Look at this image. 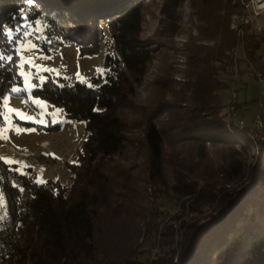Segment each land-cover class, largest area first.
<instances>
[{"label":"trees","instance_id":"trees-1","mask_svg":"<svg viewBox=\"0 0 264 264\" xmlns=\"http://www.w3.org/2000/svg\"><path fill=\"white\" fill-rule=\"evenodd\" d=\"M140 3L0 0V126L3 99L12 85L22 82L16 41L8 30L25 16L47 21L51 44L59 33L86 53H95V47L61 18L67 14L76 24L89 21L88 27L100 18L108 33L96 26L94 30L112 46L104 57L103 75L91 76L89 84L46 78L32 88L34 95L60 106L66 117L83 120L84 136L75 161L67 162L69 186L51 178L39 182L30 168L19 172L0 158L7 211L0 226V264H264V144L248 160L245 142L226 120L218 92L224 84L220 75L234 64L236 34L230 16L242 12L236 1L193 0L198 35L181 48L182 79L168 84L176 103L159 101L136 120L147 153L146 177L155 194L185 198L187 208L183 205L182 212L162 220L157 199L147 217L134 201L137 189L127 170H104L102 157L120 154L129 141L130 122L118 109L129 103L150 59L149 49L138 41ZM244 29L246 57L264 70L259 51L264 35L248 25ZM46 42L41 44L45 49ZM163 113L168 116L161 122ZM166 159L172 167L170 185ZM244 176L240 188L218 185ZM200 178L204 186L197 189ZM203 207L210 209L197 215ZM186 209L190 215L182 217ZM160 224L158 249L150 258L149 246L155 243L150 230Z\"/></svg>","mask_w":264,"mask_h":264},{"label":"rangeland","instance_id":"rangeland-1","mask_svg":"<svg viewBox=\"0 0 264 264\" xmlns=\"http://www.w3.org/2000/svg\"><path fill=\"white\" fill-rule=\"evenodd\" d=\"M140 12L142 20L138 41L143 48L149 49L150 59L142 80L136 85L134 94L129 98V103L118 109L126 121L130 122L126 132L129 141L126 142L120 154L110 158L102 157L103 159L100 161L105 163L104 170H108V172H111L112 169L116 171V168L126 169L131 178V185H135L137 189L134 201L141 205L140 211L147 217L150 216L155 201L160 199L162 205L159 218L167 220L170 216L182 212L183 205L187 206V201L183 202L185 198L175 200L164 197L162 194H155V186L149 183L146 177L147 153L141 139L142 127L136 120L140 119L142 111L147 108L151 109L152 106L155 107L159 101L174 99L172 98L173 85L169 86L168 84L174 82V79L175 81L182 79L181 48L190 36L198 35L199 20L193 0H141ZM63 13H66L65 9ZM67 18V14H65L61 19L68 20L65 25L73 28V31H77L78 37L91 42V47H95V53L80 52L77 41L70 40L59 33H56L57 41L51 44L52 33L47 26V21L42 18L30 19L25 16L12 30H8V37L16 41L15 48L19 56V73L22 82L12 85L3 99L0 158L19 172H26L30 168L31 173H34L35 179L39 182L51 178L58 179L62 184L69 186L71 178L67 162L75 161L76 149L84 136L85 122L66 117L60 106L34 95L32 88L46 78L55 82L67 80L89 84L91 76L103 75L104 57L112 46L110 41L100 40L98 31L94 30L96 26L95 29L100 28L108 33L107 28L101 25L100 18H96L97 24L93 27L86 26L85 23L89 21L76 24ZM252 21H254V26L260 27L259 30L252 31L257 35H264L262 32L264 31V18L257 16ZM94 32L95 37L92 36ZM45 41H47L46 49L41 46ZM236 45L237 42L235 47ZM259 51L264 59V44ZM237 54L240 58L238 60L240 72L234 81L237 87L239 106L232 117V122L237 134L245 142L244 148L249 155L248 160H250L251 153H257L255 147L249 143L247 135V127L254 121L258 112L255 102L257 81L244 61L242 50ZM232 69L231 67L228 73L220 75L224 82L218 91L224 105L223 111H225V104L231 93ZM174 84L176 87L174 90H176L178 84ZM13 89H17V91H13ZM174 103H176V99ZM167 116L166 113L161 114L159 116L161 122ZM239 119H242L244 129L237 127ZM165 165L164 169L170 185L172 167L167 159ZM244 182L245 176L241 179L221 182L218 185L221 184L225 189H232L240 188ZM196 183L197 189L204 186V180L201 178L197 179ZM209 209L203 207L197 215H203ZM188 211L186 209L182 217L189 216ZM6 218V198L0 190V226L5 223ZM178 222L179 220L176 221V225ZM160 228L161 224L150 230L155 240V243L149 246L151 248L150 258L158 249ZM144 234L145 228L143 227L138 235L139 240ZM177 237L178 235H176Z\"/></svg>","mask_w":264,"mask_h":264},{"label":"bare ground","instance_id":"bare-ground-1","mask_svg":"<svg viewBox=\"0 0 264 264\" xmlns=\"http://www.w3.org/2000/svg\"><path fill=\"white\" fill-rule=\"evenodd\" d=\"M235 1L239 4L240 8L242 9V13L241 12L240 13H234L231 15V18H230L231 19L230 28L232 30H234V32L236 33L237 38H238L237 45L235 48H233L234 49V53H233L234 64L232 66V68H233L232 69L233 82L231 85H236L234 79L237 77V67L239 70L238 60L240 58L238 57L237 52L242 50L243 58H244V61L246 62V64H247L246 59H248L246 57V54L244 51V40H243L244 35H242V30H241V26H240V19H246L247 18V22L249 23V24H243V31H245L244 27L246 25L249 26L250 30H254V29L259 30L260 29V27L254 26V23H253L254 21H252L255 17L258 16V9H257L258 0H249V2H247V3L245 0H235ZM262 32H264V31H262ZM252 68L255 71H262L259 67L255 66L254 64H252ZM230 88H231V86H230ZM234 94H235V100H229V109L231 112V116H230V113L227 109V101L225 104L226 120L228 122L232 121V117L236 113V109H237V87H234ZM256 105L258 107V110H260V102H256ZM254 121H255V119H254ZM258 125L260 127H264V112H259ZM237 127L238 128H245L243 125L242 119H239ZM247 135H248V138L250 139V143L252 144L253 147H255V149H257L258 145L264 144V128H261V131H260V130H258L257 127L249 125L247 127Z\"/></svg>","mask_w":264,"mask_h":264},{"label":"built area","instance_id":"built-area-1","mask_svg":"<svg viewBox=\"0 0 264 264\" xmlns=\"http://www.w3.org/2000/svg\"><path fill=\"white\" fill-rule=\"evenodd\" d=\"M245 1H246V3L249 2V0H245ZM257 9H258V16H261L262 18H264V0H258ZM243 24H249L247 22V18L246 19H240V26H241V30H242V35H244V33H245V31H243ZM236 42H238V38H236ZM246 60H247L248 67L253 72V74L256 78V81H257V97L255 99V102H260V110H258L257 115H255V121H252V123L250 125L257 127L258 130L261 131V128H264V127H260L258 125V118H259V112H264V70H262V71L253 70L252 63L250 62V59H246ZM239 72H240V70H238V67H237V76H238ZM234 87H236V85H231L230 97H229V99H227V109L230 113V116H231V112L229 109V100H235Z\"/></svg>","mask_w":264,"mask_h":264},{"label":"snow or ice","instance_id":"snow-or-ice-1","mask_svg":"<svg viewBox=\"0 0 264 264\" xmlns=\"http://www.w3.org/2000/svg\"><path fill=\"white\" fill-rule=\"evenodd\" d=\"M0 59H3V57H2V56H0ZM13 91H17V89H13Z\"/></svg>","mask_w":264,"mask_h":264},{"label":"water","instance_id":"water-1","mask_svg":"<svg viewBox=\"0 0 264 264\" xmlns=\"http://www.w3.org/2000/svg\"><path fill=\"white\" fill-rule=\"evenodd\" d=\"M64 11V10H63Z\"/></svg>","mask_w":264,"mask_h":264}]
</instances>
